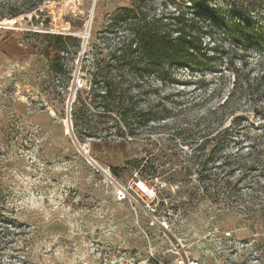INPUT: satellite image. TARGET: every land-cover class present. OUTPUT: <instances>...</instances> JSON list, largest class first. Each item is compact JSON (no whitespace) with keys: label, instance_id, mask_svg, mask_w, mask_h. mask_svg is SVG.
Returning a JSON list of instances; mask_svg holds the SVG:
<instances>
[{"label":"rangeland","instance_id":"374dc122","mask_svg":"<svg viewBox=\"0 0 264 264\" xmlns=\"http://www.w3.org/2000/svg\"><path fill=\"white\" fill-rule=\"evenodd\" d=\"M200 2V7L190 0L188 5L210 25L211 42L218 47L211 51L213 63L178 71L168 87L174 117L143 126L140 139L80 141L89 160L73 141L67 119L82 49L75 54L73 41L68 42L58 74L51 67L54 54H46L45 33L82 38L86 51L78 77L84 86L94 52L104 47L101 33L109 16L132 0H50L39 11H30L26 0H0V22L17 19L15 25L0 26V264H172L173 242L133 198H118L122 188L137 196L139 182L156 190L158 215L170 214L171 237L187 245L200 264H264V215L240 213L235 204L190 202L193 185L175 181L174 172L160 163L173 130L193 123L203 111L194 101L214 80L215 67L229 57L236 43L230 31L242 47L248 42L245 30L251 24L231 10L228 0ZM243 15L254 28L263 24L264 39V12ZM245 119L242 143L249 144L262 124L254 116ZM144 165L147 175L141 172ZM153 166L159 170L153 172ZM233 177L243 178L238 187L243 194L257 180L264 183L258 169Z\"/></svg>","mask_w":264,"mask_h":264},{"label":"trees","instance_id":"16d2710c","mask_svg":"<svg viewBox=\"0 0 264 264\" xmlns=\"http://www.w3.org/2000/svg\"><path fill=\"white\" fill-rule=\"evenodd\" d=\"M47 1L50 0L26 3L31 4L30 11H39ZM190 1L192 6H202L200 0ZM228 2L238 17L251 24L245 30L248 42L242 47L236 33L230 31L236 43L230 48L229 57L222 67H215L214 80L194 101L203 111L193 123L173 130L166 152L160 155L165 160L160 163L165 171L174 172L175 181L193 185L195 189L188 193L190 202L206 199L224 206L235 204L232 208L240 213L262 217L264 183L257 180L250 186V193L243 194L238 188L243 178L233 176L257 169L264 175L263 24L254 28L252 20L243 15L264 12V0ZM192 6L188 0H132L131 5L118 7L109 16L101 33L104 47L94 52L87 84L78 89L72 105L79 141H134L140 139L143 126L174 117L170 105L174 94L168 87L177 81L178 71L202 69L213 63L211 51H218L215 41L211 42L214 38L210 25L198 14L200 11L191 12ZM45 37L49 39L46 54H54L52 70L63 73L60 63L64 53H69L68 42L73 41L75 54H79L82 38L56 33H45ZM251 116L259 120L258 125L262 124V132L249 144L242 143L244 120ZM238 142L240 145L234 149ZM148 169L146 165L142 167L143 175ZM151 170L159 169L153 166ZM194 171L195 178L187 176ZM244 202L246 206L239 208Z\"/></svg>","mask_w":264,"mask_h":264},{"label":"built area","instance_id":"2783aa9c","mask_svg":"<svg viewBox=\"0 0 264 264\" xmlns=\"http://www.w3.org/2000/svg\"><path fill=\"white\" fill-rule=\"evenodd\" d=\"M99 168L102 169V167L98 166V169ZM144 186L145 188L141 186V182L137 183V187L139 188V191L137 190L136 192L137 196L133 195L126 188H122L118 192V198L120 200L133 198L134 202L148 214L152 224L156 225L159 231L173 242V247L169 250V252L174 255L172 264H200V261L192 256V252L188 249L187 245L176 242V240L171 237L172 221L170 219V214L164 216L158 215V198L156 190L145 184ZM219 264H223L222 260Z\"/></svg>","mask_w":264,"mask_h":264},{"label":"water","instance_id":"95a60500","mask_svg":"<svg viewBox=\"0 0 264 264\" xmlns=\"http://www.w3.org/2000/svg\"><path fill=\"white\" fill-rule=\"evenodd\" d=\"M85 51H86V44L83 46L82 52L80 53V59H79V62H78V67H77V70H76L75 75H74V80H73V83H72L71 93H70L69 100H68L67 119H68L69 127H70L69 128L70 129V135H71L73 141L75 142V144L77 145L79 150L86 156V158L91 160L92 158L89 156V154L83 151L82 145L80 144V141L78 140V138H77V136L75 134L74 124H73V120H72V105H73V103L75 101V97H76V94H77V91H78L79 87L82 86L78 76H79L80 62L82 60V56L84 55Z\"/></svg>","mask_w":264,"mask_h":264},{"label":"bare ground","instance_id":"6f19581e","mask_svg":"<svg viewBox=\"0 0 264 264\" xmlns=\"http://www.w3.org/2000/svg\"><path fill=\"white\" fill-rule=\"evenodd\" d=\"M16 22H17V19H16V18L5 19V20H3V21L0 22V26H1V25H15ZM141 186H142L143 188H145V186H144L143 183H141Z\"/></svg>","mask_w":264,"mask_h":264}]
</instances>
